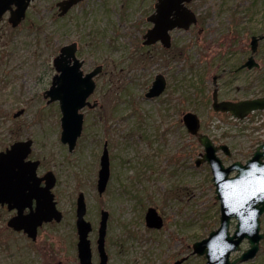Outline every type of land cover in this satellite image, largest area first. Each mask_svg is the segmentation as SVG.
<instances>
[{"label": "rangeland", "instance_id": "rangeland-1", "mask_svg": "<svg viewBox=\"0 0 264 264\" xmlns=\"http://www.w3.org/2000/svg\"><path fill=\"white\" fill-rule=\"evenodd\" d=\"M56 1L31 0L16 27L7 13L0 21V149L14 139L33 140L29 158L40 160L39 174H55L52 191L63 217L43 223L32 240L6 228L10 212L0 208V264H78L79 191L92 225L94 264L99 261L100 209L108 211L107 264H168L180 257L181 264H205L191 244L218 226L219 201L208 164H194L203 147L187 132L181 114L195 112L200 131L229 147V156L217 151L225 165L244 162L264 139V109L236 119L210 107L213 87L219 99L264 94V36L254 54L258 68L227 71L247 57L252 34L264 35V0H192L198 24L171 30L169 48L156 42L146 50L141 35L150 25L145 18L155 0H81L63 16H57ZM71 41L78 44L85 71L96 64L102 70L90 96L98 105L83 109L82 130L69 151L60 140L58 103L47 102L42 92L55 72L53 56ZM158 72L166 77V87L158 97L147 98L144 92ZM219 73L213 85L212 76ZM20 108L23 112L13 117ZM104 143L110 175L99 194ZM148 206L163 217L162 227L146 226ZM246 246L244 241L241 249ZM236 264H264V239L252 259Z\"/></svg>", "mask_w": 264, "mask_h": 264}, {"label": "water", "instance_id": "water-1", "mask_svg": "<svg viewBox=\"0 0 264 264\" xmlns=\"http://www.w3.org/2000/svg\"><path fill=\"white\" fill-rule=\"evenodd\" d=\"M79 0H60L56 2L58 15L64 14ZM190 0H156L154 11L147 16L152 25L143 33V44H152L157 40L165 47L171 44L169 31L173 28L188 29L196 22L195 12L186 3ZM30 0H0V21L4 13L8 12L7 21L12 27L17 26L25 17ZM263 35L253 34L250 38V55L239 65V68L259 67L253 53L257 50L258 40ZM77 42L72 41L62 45L53 57L52 64L55 73L50 85L43 90V97L47 102L57 101L60 110V140L67 143L71 151L76 144L83 125L82 108H92L97 100L90 101L89 96L95 89L94 76L98 74L102 65L97 64L91 70L84 72L83 60L76 55ZM215 82V77H214ZM166 80L163 74L157 73L151 85L144 93L146 97L159 95L165 88ZM211 107L215 111L229 112L233 117L243 118L251 111L264 109V95L243 99H218L217 88L212 91ZM23 109L16 110L12 115H20ZM182 121L187 131L197 136L203 145L204 152L195 160L198 165L206 160L212 172L215 185V198L219 199L220 223L207 236L192 243V253L203 255L205 264H236L252 258L259 248V241L264 237L260 232V215L264 211V139L256 145L252 155L244 163L235 160L224 166L221 158L216 154L222 149L229 154L226 144L215 145L211 138L198 131L200 121L196 113L186 111ZM32 139H17L0 150V204H6L8 209L15 208L16 212L8 218L6 225L16 231L22 230L26 235L35 239L37 227L43 221L55 219L59 221L62 213L56 207L51 188L55 183V176L51 170L41 176L36 168L39 160L28 159L31 151ZM100 167L96 187L102 193L106 187L110 168L109 155L106 144L103 145L99 159ZM236 170L234 175H229ZM44 180V184L40 182ZM34 200V207H33ZM28 208V212H23ZM86 203L83 192L76 197L75 225L77 229V255L79 264H93L88 233L90 222L85 218ZM232 217L237 219L235 229L229 232V222ZM108 211H100L98 236L96 239L99 253L98 264H106L107 253L104 248L106 222ZM145 223L148 227L159 228L163 224L161 215L153 206L146 209ZM243 239L248 247L239 255L231 258V252L240 249ZM184 258H178L169 264H180Z\"/></svg>", "mask_w": 264, "mask_h": 264}, {"label": "flooded vegetation", "instance_id": "flooded-vegetation-1", "mask_svg": "<svg viewBox=\"0 0 264 264\" xmlns=\"http://www.w3.org/2000/svg\"><path fill=\"white\" fill-rule=\"evenodd\" d=\"M56 9H57V7H56ZM57 13H58V11H57ZM150 57V56H149ZM149 61V60H148ZM237 70V67H235V68H229L227 71H236ZM46 171V170H45ZM38 172V171H37ZM43 173V172H42ZM41 173V174H42ZM39 174V173H38ZM41 174H39V175H41ZM42 183H43V181H41V185H42ZM3 207L5 208V205H3ZM5 210H7V212H10V214H9V216L8 217H10V216H12L15 212H16V210L15 209H5ZM23 212L25 213V212H28V208H25L24 210H23ZM53 221V220H52ZM49 222H51V221H49ZM47 223V222H46ZM8 229H10V228H8ZM18 232H22V231H18ZM59 263H61V262H59ZM59 263H57V264H59Z\"/></svg>", "mask_w": 264, "mask_h": 264}, {"label": "trees", "instance_id": "trees-1", "mask_svg": "<svg viewBox=\"0 0 264 264\" xmlns=\"http://www.w3.org/2000/svg\"><path fill=\"white\" fill-rule=\"evenodd\" d=\"M142 49H143V50H146V48H145L144 46H142ZM145 60L148 61V60H149V57L145 58Z\"/></svg>", "mask_w": 264, "mask_h": 264}, {"label": "snow or ice", "instance_id": "snow-or-ice-1", "mask_svg": "<svg viewBox=\"0 0 264 264\" xmlns=\"http://www.w3.org/2000/svg\"><path fill=\"white\" fill-rule=\"evenodd\" d=\"M261 190L264 191V188H262Z\"/></svg>", "mask_w": 264, "mask_h": 264}]
</instances>
